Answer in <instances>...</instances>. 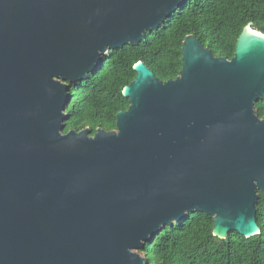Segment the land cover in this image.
I'll use <instances>...</instances> for the list:
<instances>
[{
    "label": "water",
    "instance_id": "95a60500",
    "mask_svg": "<svg viewBox=\"0 0 264 264\" xmlns=\"http://www.w3.org/2000/svg\"><path fill=\"white\" fill-rule=\"evenodd\" d=\"M184 1L0 0V264H145L146 242L197 211L220 238L260 233L264 33L246 40L250 25L232 59L188 35L175 79L139 61L116 130L64 132L68 81Z\"/></svg>",
    "mask_w": 264,
    "mask_h": 264
},
{
    "label": "trees",
    "instance_id": "16d2710c",
    "mask_svg": "<svg viewBox=\"0 0 264 264\" xmlns=\"http://www.w3.org/2000/svg\"><path fill=\"white\" fill-rule=\"evenodd\" d=\"M264 33V0H186L139 44L112 49L82 82H69L71 99L64 132L90 128L117 129V115L130 99L124 88L137 77L134 66L144 61L162 81L175 79L183 66L182 46L196 36L216 57L235 56L245 26ZM264 118V99L255 103ZM260 233L245 237L237 231L226 238L214 235V218L205 212L189 214L162 228L139 252L145 264H264V193L256 205Z\"/></svg>",
    "mask_w": 264,
    "mask_h": 264
},
{
    "label": "bare ground",
    "instance_id": "6f19581e",
    "mask_svg": "<svg viewBox=\"0 0 264 264\" xmlns=\"http://www.w3.org/2000/svg\"><path fill=\"white\" fill-rule=\"evenodd\" d=\"M255 37H263V35L256 30L252 29L250 26L247 27L245 32V38L246 40L249 38H255Z\"/></svg>",
    "mask_w": 264,
    "mask_h": 264
}]
</instances>
